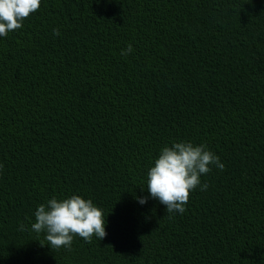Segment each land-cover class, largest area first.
I'll list each match as a JSON object with an SVG mask.
<instances>
[{
  "label": "trees",
  "instance_id": "16d2710c",
  "mask_svg": "<svg viewBox=\"0 0 264 264\" xmlns=\"http://www.w3.org/2000/svg\"><path fill=\"white\" fill-rule=\"evenodd\" d=\"M179 141L224 170L141 205ZM0 164V264H264V0H41L0 37ZM73 194L107 235L52 250L34 212Z\"/></svg>",
  "mask_w": 264,
  "mask_h": 264
},
{
  "label": "clouds",
  "instance_id": "9594fccd",
  "mask_svg": "<svg viewBox=\"0 0 264 264\" xmlns=\"http://www.w3.org/2000/svg\"><path fill=\"white\" fill-rule=\"evenodd\" d=\"M40 4L41 0H0V37H7L10 32L21 29L23 22L39 10ZM53 35H60L58 28L53 29ZM133 51L132 45L128 44L120 54L127 56ZM212 166L220 171L225 167L219 156L205 144L179 141L166 145L147 171L148 196L137 197V200L143 205L149 198L155 199L165 206L166 213L183 214L192 191L198 187L201 191L207 190L208 184H202L200 178L210 173ZM34 217L31 230L43 233L52 250H71L75 237L90 243L93 237L102 240L107 235L103 210L92 200L75 194L62 200L53 196L46 204L36 208ZM19 230L25 231L26 226L21 224Z\"/></svg>",
  "mask_w": 264,
  "mask_h": 264
}]
</instances>
